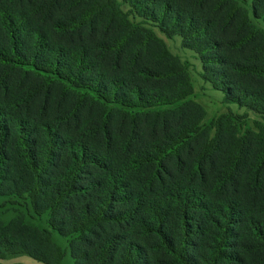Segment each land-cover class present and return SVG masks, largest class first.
<instances>
[{
	"label": "trees",
	"instance_id": "trees-1",
	"mask_svg": "<svg viewBox=\"0 0 264 264\" xmlns=\"http://www.w3.org/2000/svg\"><path fill=\"white\" fill-rule=\"evenodd\" d=\"M196 54L226 102L120 3ZM0 0V259L264 264V0ZM213 131V133H212Z\"/></svg>",
	"mask_w": 264,
	"mask_h": 264
},
{
	"label": "rangeland",
	"instance_id": "rangeland-1",
	"mask_svg": "<svg viewBox=\"0 0 264 264\" xmlns=\"http://www.w3.org/2000/svg\"><path fill=\"white\" fill-rule=\"evenodd\" d=\"M119 1V0H118ZM120 9L122 12L127 14L128 20L132 23L142 24L144 27L150 28L155 35L160 38L166 45L168 51L177 56L181 63L185 65L187 71L191 78V83L193 86V93L186 98V100H192L200 104L205 110V117L202 121L204 125H209L210 122H213L219 115L227 112H231L233 115H245L244 122L248 127L254 128L253 122L258 121L262 122L259 115L254 114L253 112L247 111L244 108H239L236 103L226 102L224 100V93L220 90H217L213 87L212 84L205 81L202 77L203 69L199 59L196 57V54L186 48L181 46V39L178 36L172 38L166 37L161 33L156 26L152 23L144 21L136 17L133 13L129 12V7L119 1ZM250 19L257 26H264L260 21H256L252 18L251 14L249 15ZM213 133V131H212ZM18 212H23L26 221L30 225L37 226L40 229H50L47 224L46 214L38 215L32 209L26 207L21 203L13 204L9 202L8 199L0 196V222L3 224L11 221ZM53 240L64 250L65 256L62 259L60 264H74L71 258L68 242L66 239L60 237L56 232H52ZM0 264H43L33 258L26 255H13L7 256L3 259H0Z\"/></svg>",
	"mask_w": 264,
	"mask_h": 264
}]
</instances>
